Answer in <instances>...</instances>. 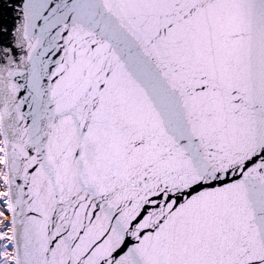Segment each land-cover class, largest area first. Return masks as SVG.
Segmentation results:
<instances>
[{"label": "snow or ice", "instance_id": "snow-or-ice-1", "mask_svg": "<svg viewBox=\"0 0 264 264\" xmlns=\"http://www.w3.org/2000/svg\"><path fill=\"white\" fill-rule=\"evenodd\" d=\"M0 264H264V0H0Z\"/></svg>", "mask_w": 264, "mask_h": 264}]
</instances>
